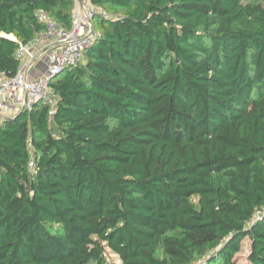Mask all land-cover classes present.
<instances>
[{"label": "trees", "instance_id": "1", "mask_svg": "<svg viewBox=\"0 0 264 264\" xmlns=\"http://www.w3.org/2000/svg\"><path fill=\"white\" fill-rule=\"evenodd\" d=\"M91 1L54 114L0 115V264H264V0ZM74 6L0 0V72Z\"/></svg>", "mask_w": 264, "mask_h": 264}, {"label": "built area", "instance_id": "2", "mask_svg": "<svg viewBox=\"0 0 264 264\" xmlns=\"http://www.w3.org/2000/svg\"><path fill=\"white\" fill-rule=\"evenodd\" d=\"M106 14L102 6L95 5L91 0H75L73 24L67 29L47 13L39 11V19L44 22L46 29L27 42H19L16 56L20 65L14 76L0 72V109L9 103L17 108L15 112L20 109L30 110L34 102L42 101L49 107L50 115L54 114L57 98L50 85L51 78L83 61L85 49L96 35L93 21L97 16ZM7 36L14 38L11 34ZM47 41L52 43L46 54L48 71L38 78L30 79L24 66L37 57L38 48ZM0 115L10 116L1 110ZM30 165L33 166L32 161ZM193 264H203V261Z\"/></svg>", "mask_w": 264, "mask_h": 264}, {"label": "crops", "instance_id": "3", "mask_svg": "<svg viewBox=\"0 0 264 264\" xmlns=\"http://www.w3.org/2000/svg\"><path fill=\"white\" fill-rule=\"evenodd\" d=\"M51 44L52 43L47 41L43 45H41L37 50V57L32 62L24 66L28 78H38L48 71L46 54Z\"/></svg>", "mask_w": 264, "mask_h": 264}, {"label": "rangeland", "instance_id": "4", "mask_svg": "<svg viewBox=\"0 0 264 264\" xmlns=\"http://www.w3.org/2000/svg\"><path fill=\"white\" fill-rule=\"evenodd\" d=\"M0 110L4 114L12 115L15 113L17 108L15 106L13 107L10 104H7V105H4ZM249 252H250V240L248 238H246L245 240H243V243L241 245V250L235 255L234 260L238 264H248ZM107 255L111 261L119 262V260L117 259V256L114 253L107 251Z\"/></svg>", "mask_w": 264, "mask_h": 264}, {"label": "water", "instance_id": "5", "mask_svg": "<svg viewBox=\"0 0 264 264\" xmlns=\"http://www.w3.org/2000/svg\"><path fill=\"white\" fill-rule=\"evenodd\" d=\"M63 71H64V70H63ZM63 71H62V72H63ZM58 74H59V73H56V74L54 75V77L57 76Z\"/></svg>", "mask_w": 264, "mask_h": 264}]
</instances>
